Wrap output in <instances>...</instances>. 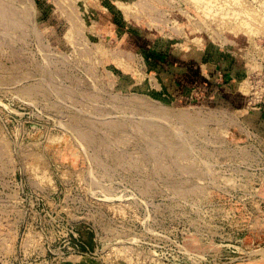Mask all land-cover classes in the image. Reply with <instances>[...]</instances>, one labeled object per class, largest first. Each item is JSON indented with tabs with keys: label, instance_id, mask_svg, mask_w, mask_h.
Masks as SVG:
<instances>
[{
	"label": "rangeland",
	"instance_id": "374dc122",
	"mask_svg": "<svg viewBox=\"0 0 264 264\" xmlns=\"http://www.w3.org/2000/svg\"><path fill=\"white\" fill-rule=\"evenodd\" d=\"M193 2L0 0V264H264V0Z\"/></svg>",
	"mask_w": 264,
	"mask_h": 264
},
{
	"label": "bare ground",
	"instance_id": "6f19581e",
	"mask_svg": "<svg viewBox=\"0 0 264 264\" xmlns=\"http://www.w3.org/2000/svg\"><path fill=\"white\" fill-rule=\"evenodd\" d=\"M194 1H195V0H194ZM216 1H217V0H216ZM220 1H221V0H220ZM222 1H223V0H222ZM224 1H227V4H229V2H231L232 0L229 1V2H228V0H224ZM233 1H234V0H233ZM233 1H232V2H233ZM239 1H240V0H239ZM255 1H256V0H255ZM257 1H259V0H257ZM260 1H262V0H260ZM188 2H189V1H188ZM196 2H197V0H196ZM196 2H193V3H196ZM213 2H214V1H213ZM232 2H231V3H232ZM193 3H192V4H193ZM201 3H202V2H201ZM220 3H221V2H220ZM223 3H225V2H223ZM242 3H243V2H242ZM242 3H241V4H242ZM262 3H263V2H262ZM192 4H191V5H192ZM196 4H197V3H196ZM205 4H208V5H209V4H210V1H209V3H208V2H207V3L205 2ZM211 4H213V3H211ZM216 4H219V3H216ZM235 4H237V5L239 6L240 2H239V4H238V3H235ZM241 4H240V5H241ZM257 4H258V3H257ZM257 4H256V6H258ZM263 4H264V3H263ZM122 5H123V4H122ZM201 5L204 6V4H201ZM201 5H199V6L202 8L203 6H201ZM221 5H222V3H221ZM225 5H226V3H225ZM245 5H246V4H245ZM248 5H249V4H248ZM248 5H247V7H248ZM250 5H251V4H250ZM250 5H249V6H250ZM120 6H121V5H120ZM194 6H195V5H194ZM199 6H197V9L199 8ZM205 6H207V5H205ZM205 6H204V7H205ZM219 6H220V5H218V8H219ZM227 6L230 7V8H231V7H232V8L235 7V6L232 5V4L227 5ZM238 6H236L237 9H238ZM252 6H253V3H252ZM261 6H262V5H261ZM209 7H210V6H209ZM222 7H224V6H222ZM236 7H235V8H236ZM239 7H242V5L239 6ZM243 7H244V6H243ZM247 7H246V8H247ZM250 7H251V6H250ZM254 7H255V6L251 7V9H250V8H248V9H249V10H252V8L254 9ZM262 7H264V6H262ZM121 8H122V7H121ZM125 8H126V7H125ZM195 9H196V8H195ZM202 9H203V8H202ZM216 9H217V8H216ZM226 9H227V8H226ZM123 10H124V9H123ZM203 10H204V9H203ZM217 10H218V9H217ZM229 10H234V9H229ZM245 10H246V9H245ZM249 10H248V12H249ZM254 10H255V9H254ZM128 11H129V10H128ZM128 11H127V12H128ZM198 11H200V10H198ZM201 11H202V10H201ZM210 11H212V10H210ZM210 11H208V12H210ZM219 11H220V10H219ZM227 11H228V10H227ZM227 11L225 12V14H226V13L229 14V12H227ZM237 11H238V10H237ZM237 11H236V12H237ZM246 11H247V10H246ZM203 12H204V11H203ZM216 12H218V11H216ZM216 12H215V13H216ZM231 12H232V11H231ZM236 12H235V14H236ZM244 12H245V11H244ZM248 12H247V13H248ZM250 12H251V11H250ZM250 12H249V13H250ZM125 13H126V12H125ZM204 13H205V12H204ZM211 13H212V12H211ZM221 13H222V12H221ZM240 13H241V11H240ZM240 13H238V14L240 15ZM205 14H206V13H205ZM231 14H233V13H230V15H231ZM241 14H242V13H241ZM243 14H244V13H243ZM243 14H242V15H243ZM251 14L253 15L254 12H252ZM251 14H249V15H251ZM259 14H260V13H259ZM259 14H257L258 17H259ZM127 15H128V14H127ZM127 15H126V16H127ZM129 15H130V14H129ZM213 15H214V13H213ZM215 15H216V14H215ZM215 15H214V17H215V19H216V16H215ZM239 15H238V16H239ZM254 15H255V14H254ZM262 15H263V14H262ZM207 16H211V17H212V15H210V14L207 15ZM224 16H225V15H224ZM224 16L222 17L223 19L226 18V17H224ZM226 16H227V15H226ZM231 16H232V15H231ZM231 16H227V17L230 18ZM247 16H248V15H247ZM255 16H256V15H255ZM260 16H261V15H260ZM263 16H264V15H263ZM233 17H234V15H233ZM249 17H251V16H249ZM249 17H248V19L250 20ZM218 18H219V16H218ZM220 18H221V17H220ZM231 18H232V17H231ZM234 18H235V17H234ZM239 18H240V17H239ZM244 18H245V17H244ZM252 18H253V17H251V19H252ZM207 19H208V17H207ZM210 19H211V18H210ZM212 19H213V18H212ZM212 19H211V20H212ZM232 19H233V18H232ZM232 19H230V20H232ZM248 19H247V20H248ZM257 19H258V18H257ZM262 19H263V18H261V20H262ZM226 20H227V19H226ZM228 20H229V19H228ZM228 20H227V21H228ZM235 20H236V19H235ZM240 20H241V18H240ZM255 20H256V19H255ZM258 20H259V19H258ZM258 20H256V22H257ZM263 20H264V19H263ZM220 21H221V19H220ZM259 21H260V20H259ZM228 22H229V21H228ZM231 22H232V21H231ZM253 22H254V19H253L252 23H253ZM260 22H261V21H260ZM223 23H226V22L223 21ZM223 23H222V24H223ZM238 23H239V22H238ZM249 23H250V21H249L248 23H245V21H244V23H243V22H240V25H241L242 29H244L248 34H250V32H252V31L249 29V27H248V26L250 25ZM254 23H255V22H254ZM261 23L263 24V22H261ZM231 24H232V23H231ZM236 24H237V20H236ZM248 24H249V25H248ZM255 24H256V23H255ZM223 25H224V24H223ZM225 25H226V24H225ZM225 25H224V27H225ZM252 25H253V24H252ZM263 25H264V24H263ZM229 26H231V25H229ZM255 26H256V25H255ZM259 26H260V25H259ZM259 26H258V27H259ZM261 26H262V25H261ZM237 27H239V26H236V28H237ZM241 27H240V29H241ZM253 27H254V26H253ZM230 28H231V27H230ZM251 28H252V26H251ZM262 28H264V27H262ZM262 28H261L260 30H262ZM227 29H228V27H227ZM233 29H234V28H233ZM233 29H232V30H233ZM257 29H258V28H257ZM257 29H256L255 31H257ZM235 30H238V29H235ZM252 30H253V28H252ZM241 31H242V30H241ZM253 31H254V30H253ZM235 34H236V33H235ZM253 34H254V33H253ZM250 37H254V36H250ZM253 70H254V69H253ZM245 83H246V82H245ZM248 83H249V82H248ZM243 86L245 87V85H241L240 88H243ZM248 88H249V87H248ZM82 264H90V263H88V262H83Z\"/></svg>",
	"mask_w": 264,
	"mask_h": 264
}]
</instances>
